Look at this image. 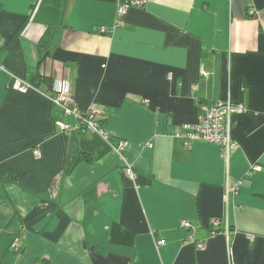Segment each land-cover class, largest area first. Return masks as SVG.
Segmentation results:
<instances>
[{
    "label": "crops",
    "instance_id": "1",
    "mask_svg": "<svg viewBox=\"0 0 264 264\" xmlns=\"http://www.w3.org/2000/svg\"><path fill=\"white\" fill-rule=\"evenodd\" d=\"M121 1L0 0V264H264V0H145L118 25ZM36 72L110 143L62 130L45 84L15 88ZM228 99L248 107L228 159L173 136Z\"/></svg>",
    "mask_w": 264,
    "mask_h": 264
},
{
    "label": "built area",
    "instance_id": "2",
    "mask_svg": "<svg viewBox=\"0 0 264 264\" xmlns=\"http://www.w3.org/2000/svg\"><path fill=\"white\" fill-rule=\"evenodd\" d=\"M145 0H126L121 1L118 8L117 24H122L121 17L126 14L127 10L133 6H143ZM254 14V10H250ZM15 88L26 92L30 88H38L26 79H17L14 84ZM39 89V88H38ZM51 102L61 108L65 116L71 117L74 122L68 123L65 121L59 122L62 130L67 129H88L91 132L97 133L105 141L110 143V135L105 129L102 121L99 118V111L95 108H90L87 112H82L78 107L74 96L71 93L70 82L65 79H58L53 82L52 88L47 93ZM248 107L246 104H236L231 100H217L212 103L202 104V113L195 123H184L179 126L173 133L175 138L181 139L185 147H190L195 141H205L220 145L222 156L228 159L231 152L238 148V143L233 139L230 131L229 119L234 111L246 112ZM127 142L123 141L118 146H113L114 150L122 153L127 147ZM151 146V145H150ZM34 156L41 157V151L34 149ZM259 166H254V169L259 170ZM125 173L132 180H135L137 174L130 164H126ZM236 188L226 186V195L229 196L236 193ZM213 226H219L221 221L218 218L211 219ZM183 226L192 229L193 232L188 236V241L195 243L200 249L205 247L203 241H197L194 233V227L190 221H184ZM163 240H158V244H162ZM11 249L15 252L21 251V246L17 242L11 245Z\"/></svg>",
    "mask_w": 264,
    "mask_h": 264
},
{
    "label": "trees",
    "instance_id": "3",
    "mask_svg": "<svg viewBox=\"0 0 264 264\" xmlns=\"http://www.w3.org/2000/svg\"><path fill=\"white\" fill-rule=\"evenodd\" d=\"M29 77L28 81L36 87H40L42 84H45L48 90L52 88L53 82L49 78L41 75L40 72L33 73ZM34 264H51V262L48 259L43 258L36 261Z\"/></svg>",
    "mask_w": 264,
    "mask_h": 264
}]
</instances>
